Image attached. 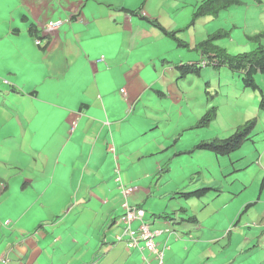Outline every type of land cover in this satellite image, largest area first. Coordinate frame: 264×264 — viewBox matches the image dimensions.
<instances>
[{
	"label": "crops",
	"instance_id": "0c3cea01",
	"mask_svg": "<svg viewBox=\"0 0 264 264\" xmlns=\"http://www.w3.org/2000/svg\"><path fill=\"white\" fill-rule=\"evenodd\" d=\"M183 2L0 0V264H160L118 241L124 203L163 232L154 239L162 264H263L248 245L264 235V217L242 220L244 204L221 227L212 217L197 218L195 231L165 219L183 186L167 176L175 159L185 156L183 173L197 168L174 143L199 118L165 130L167 110L189 99L175 67L199 62L194 48L212 33L208 18L189 25L196 7ZM127 10L177 34L196 26L198 38L180 48ZM151 91L162 98L156 111Z\"/></svg>",
	"mask_w": 264,
	"mask_h": 264
},
{
	"label": "rangeland",
	"instance_id": "374dc122",
	"mask_svg": "<svg viewBox=\"0 0 264 264\" xmlns=\"http://www.w3.org/2000/svg\"><path fill=\"white\" fill-rule=\"evenodd\" d=\"M168 1L173 2L175 0H144V3H153L152 6L154 7L155 4L158 6L162 2L167 3ZM183 1H185L183 2L185 4L188 3L191 9L196 7L195 3L198 0ZM238 1L237 5L221 11L217 18H208L205 24L212 29V32L217 31V29L230 32L227 38L217 40L216 45L225 48L232 55L252 51L260 45L264 47V0ZM205 20L202 19L198 23ZM134 25L137 26L139 23L134 21ZM196 28V26H192L176 34V36L185 42H192L198 38L197 32L199 31ZM259 33L263 34L260 37L261 40L251 41L247 37ZM226 70L224 68L216 72L211 66L202 67L199 77L191 75L187 80L182 79L183 83L179 82V84H181V88L185 89L186 96L189 99L182 104H177L171 99V102L175 103L176 113L167 110V120L171 121L166 122L167 126L165 128L167 135L171 133L174 135L178 129H184L182 128L184 120L187 119L188 122L192 123L209 110V106L206 109L201 108L207 102L206 90L210 92L211 98H213H210L212 102L210 106L217 108L216 119L205 129L181 132V137L176 138L177 141L174 143L178 151L191 149L204 140L227 138L246 121L256 120L252 139L237 151L227 156H217L210 151H196L187 156L197 167L193 172L188 171L189 173L182 172L185 170V164H181V161L185 156H180L175 159L174 168L167 175L174 180L179 178L183 181V186L181 189L170 193L166 201L177 204V209L182 205L188 208L189 212L196 213L195 215L200 222L212 217L210 223L218 227H221L222 223L224 224L227 219L233 217L242 204H244V208H240L241 211L237 215L242 220L252 221L264 217V185L262 183L264 180V109L260 107L262 95L264 96V77L261 74L255 76L258 88L252 90L250 87H243L238 74L232 76ZM176 76L178 77V73H176ZM209 79L213 86L207 88L206 82ZM218 82L223 83V87L219 92L216 88ZM151 93L152 103L148 107L155 110V103L162 98L159 93H154V91H151ZM180 108L183 109L182 114ZM200 154L210 156L211 159L202 157ZM186 173L188 175H184ZM177 174L178 176H175ZM168 178L163 176L162 183ZM203 187L210 188V191H207L200 198L184 200L176 194L182 191L191 192ZM152 200L150 199V202ZM247 205L250 206L246 207ZM245 208L247 209L245 210ZM261 222L264 223V219ZM207 223L208 221L200 225L205 226ZM182 224L189 227L186 223ZM238 224H232L234 225L232 233L236 234L235 241L241 245L242 241L245 240L243 235L245 231L242 232L240 227L237 228ZM252 225H255V223ZM171 227H174V225ZM196 227H192L194 231ZM132 228H138V222H134ZM248 247L252 248V254L257 253V259H255L264 264V235L260 239H254Z\"/></svg>",
	"mask_w": 264,
	"mask_h": 264
},
{
	"label": "trees",
	"instance_id": "16d2710c",
	"mask_svg": "<svg viewBox=\"0 0 264 264\" xmlns=\"http://www.w3.org/2000/svg\"><path fill=\"white\" fill-rule=\"evenodd\" d=\"M238 0H202L195 8L189 25H193L198 19L201 18H211L215 19L218 17L221 11L227 10L228 8L237 5ZM123 10V9H122ZM139 10V9H138ZM138 10L131 11L127 10L129 14L140 15ZM141 18L153 23L160 29L165 37L169 40L174 41L180 48H189V44L177 38L176 31H166L161 25L152 21L144 15H140ZM31 33L34 30L30 29ZM230 32L224 29H217L208 35L206 39L199 42L194 50L201 54V60L198 62L183 63L176 65L175 69L178 73L177 82L183 83L182 79H186L191 76H200L202 67H213L216 72L221 71L226 68L229 72L238 74L241 77V81L245 88H252L255 90L258 88L255 82V76L261 74L264 77V47L262 45L258 46L252 51L238 53L236 55L229 54L225 48L216 45V41L222 38H227ZM262 33L257 35L247 36L251 41L261 40L260 37ZM39 38V37H38ZM200 64V65H198ZM203 64L204 66H201ZM222 67V68H221ZM221 68V69H220ZM206 87L210 88L209 81L206 82ZM217 88V87H216ZM219 90V89H218ZM207 103L210 109L207 110L192 126V129H205L210 126V124L216 119L217 108L215 106H210L212 95L208 90H206ZM211 98V99H210ZM261 109H264V96L262 95L260 101ZM256 120H248L244 124L238 126L233 133L224 139H211L199 142L197 145L193 146L191 149L182 151L180 154H193L196 151H210L217 156H227L231 153L240 149L247 141H250L253 137V131L255 129ZM177 139H175L176 141ZM264 185V180H263ZM262 185V187H263ZM210 188L203 187L191 192H180L176 193L179 198L187 200L189 198H200ZM251 205V204H250ZM247 205L246 207H249ZM247 208H245L246 210ZM166 220L170 222H175L176 224L186 223L187 226L196 227L198 220L195 214L189 212V209L183 205L172 214H167L165 216Z\"/></svg>",
	"mask_w": 264,
	"mask_h": 264
},
{
	"label": "built area",
	"instance_id": "2783aa9c",
	"mask_svg": "<svg viewBox=\"0 0 264 264\" xmlns=\"http://www.w3.org/2000/svg\"><path fill=\"white\" fill-rule=\"evenodd\" d=\"M61 24L62 22H56L50 24L49 28L57 29ZM121 207L124 209V213L120 217V222L124 226V238L127 247L131 249L143 244L144 249L151 251L160 257L161 254L156 249L153 241V238L157 233H153L149 226L142 221L144 212L142 210L131 208L127 203H124ZM135 220L140 222L137 229L131 227Z\"/></svg>",
	"mask_w": 264,
	"mask_h": 264
},
{
	"label": "clouds",
	"instance_id": "9594fccd",
	"mask_svg": "<svg viewBox=\"0 0 264 264\" xmlns=\"http://www.w3.org/2000/svg\"><path fill=\"white\" fill-rule=\"evenodd\" d=\"M58 22H62V21H58ZM63 22H64V20H63ZM63 22H62L61 25H63ZM65 22H67V20H65ZM55 23H56V22H55ZM50 24H53V23H50ZM50 24H48V26H46V28H47L46 30H48V31L56 30V29H50V28H49V25H50ZM61 25H60V26H61ZM60 26H59V27H60ZM59 27H58V28H59ZM58 28H57V29H58ZM256 35H257V34H256ZM37 43H39L38 40H37ZM201 66H204V65L201 64ZM228 73H229L230 75H232V76H235V74H236V73L229 72V71H228ZM239 77H240V76H239ZM240 79H241V77H240ZM241 82H242V81H241ZM242 84H243V83H242ZM243 87H244V86H243ZM244 88H245V87H244ZM220 90H221V88H220ZM220 90H218V92H219ZM123 91H124V92H123ZM121 93L124 94V95H126L125 90H122ZM130 207H131V206H130ZM131 208H133V209H135V210H142V211L144 212V216H143V218H142V221H144L145 211H144L143 209L138 208V207H131ZM121 216H122V215H121ZM121 216H120V217H121ZM119 221H120V218H119ZM134 222H139V221L135 220ZM134 222H133V223H134ZM133 223H132V224H133ZM139 223H140V222H139ZM144 223H145V222H144ZM146 224H147V223H146ZM147 225H148V224H147ZM148 226H149V225H148ZM123 227H124V226H123ZM131 227H132V225H131ZM149 228H150V227H149ZM136 229H137V228H136ZM150 230H151L153 233H157V234L154 236L153 241H154V239H155L156 236H159L161 233H163L162 231H159V230H158V231H157V230H152V229H150ZM121 240H124V241H125V238H124V232H123V237L120 238L118 241H121ZM125 242H126V241H125ZM154 244H155V246H156V249H157V250L159 251V253L161 254L160 257L157 256L155 253H153V252H151V251H149V252L155 254V256H157V258H158L159 263L162 264V255H163V254H162V251L160 250V248L158 247V245H156V242H155V241H154ZM139 247H140V248H139ZM136 249L146 251V249H144V247H143V244H140L138 247H136ZM147 251H148V250H147Z\"/></svg>",
	"mask_w": 264,
	"mask_h": 264
}]
</instances>
